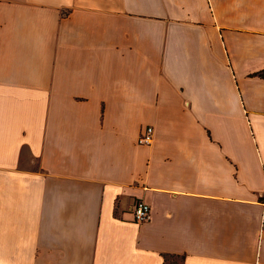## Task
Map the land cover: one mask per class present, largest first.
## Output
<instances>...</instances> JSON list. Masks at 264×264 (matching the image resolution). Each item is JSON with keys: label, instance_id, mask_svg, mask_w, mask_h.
<instances>
[{"label": "crops", "instance_id": "obj_1", "mask_svg": "<svg viewBox=\"0 0 264 264\" xmlns=\"http://www.w3.org/2000/svg\"><path fill=\"white\" fill-rule=\"evenodd\" d=\"M0 264H264V0H0Z\"/></svg>", "mask_w": 264, "mask_h": 264}, {"label": "built area", "instance_id": "obj_2", "mask_svg": "<svg viewBox=\"0 0 264 264\" xmlns=\"http://www.w3.org/2000/svg\"><path fill=\"white\" fill-rule=\"evenodd\" d=\"M154 129L148 126L144 132L139 136L138 142L140 144H151L153 141ZM151 207L144 201H138L135 205L134 213L137 222L145 221L150 217Z\"/></svg>", "mask_w": 264, "mask_h": 264}]
</instances>
